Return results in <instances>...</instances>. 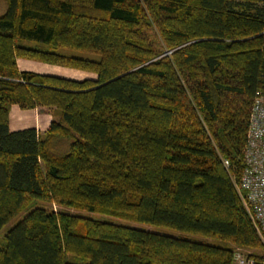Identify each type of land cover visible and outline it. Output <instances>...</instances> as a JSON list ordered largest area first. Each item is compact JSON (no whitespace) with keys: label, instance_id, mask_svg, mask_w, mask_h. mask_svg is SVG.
<instances>
[{"label":"trees","instance_id":"obj_1","mask_svg":"<svg viewBox=\"0 0 264 264\" xmlns=\"http://www.w3.org/2000/svg\"><path fill=\"white\" fill-rule=\"evenodd\" d=\"M259 89L264 0H6L0 230L37 199L59 207L33 205L8 228L0 264H234L236 248L264 264L235 186ZM12 104L50 109L47 128L11 129Z\"/></svg>","mask_w":264,"mask_h":264},{"label":"built area","instance_id":"obj_2","mask_svg":"<svg viewBox=\"0 0 264 264\" xmlns=\"http://www.w3.org/2000/svg\"><path fill=\"white\" fill-rule=\"evenodd\" d=\"M243 159L244 168L235 186L264 243V89L257 90L253 98ZM223 162L228 164L227 159ZM234 264L255 262L252 257L235 251Z\"/></svg>","mask_w":264,"mask_h":264},{"label":"crops","instance_id":"obj_3","mask_svg":"<svg viewBox=\"0 0 264 264\" xmlns=\"http://www.w3.org/2000/svg\"><path fill=\"white\" fill-rule=\"evenodd\" d=\"M17 65L19 69L55 73L73 78H83V77L91 76V75L77 76L78 70L77 71L73 70V68L59 66V65L42 62L34 59L24 58V57H17ZM92 76H94V74ZM47 111L48 108L44 106H40V107L37 106L33 108H21L17 104H12L9 113L10 128L18 129L26 126H35L39 132H42L47 128L49 121L52 118L51 111L49 113Z\"/></svg>","mask_w":264,"mask_h":264},{"label":"rangeland","instance_id":"obj_4","mask_svg":"<svg viewBox=\"0 0 264 264\" xmlns=\"http://www.w3.org/2000/svg\"><path fill=\"white\" fill-rule=\"evenodd\" d=\"M6 9V0H0V14L4 12V10ZM58 65V64H55ZM62 66V65H59ZM67 67V66H65ZM72 68V67H70ZM69 70V69H68ZM73 70H78V75L77 76H87V75H93L94 73L91 71H87V70H82V69H77V68H73ZM80 70V71H79ZM82 70V71H81ZM91 72V73H89ZM51 110L48 109V113ZM14 116V115H13ZM46 205V206H50L54 209H57L59 206L55 203L49 204L48 202L44 201V200H40L37 199L35 201H33V203L29 206H27L26 208H24L23 210H21L20 212H18L17 214L14 215V217L12 219H10V221L8 223H6V225L4 227H2V229L0 230V237L5 233V231L10 228L13 224H15L18 220H20L23 215L31 208V206L33 205ZM67 210L76 212L77 210L73 209V208H67ZM87 214H92L93 216L90 217H96V218H100V219H105V220H110L116 223H122V224H126V225H130V226H135V227H140V228H144V229H149L152 231H156V232H161L164 234H169L172 236H176V237H182V238H187V239H191V240H198V241H202L205 243H218L221 244V241H219L218 239L215 238H211V237H205L199 234H191V233H187V232H183V231H179V230H175V229H171V228H167V227H161V226H155V225H150V224H145V223H140V222H133V221H125L119 218H114L111 216H106V215H102V214H98V213H90V212H85ZM261 239V238H260ZM262 241V239H261ZM263 243V241H262ZM263 247H264V243H263ZM235 251H239L241 253L247 254L248 250L246 249H242V248H236Z\"/></svg>","mask_w":264,"mask_h":264}]
</instances>
